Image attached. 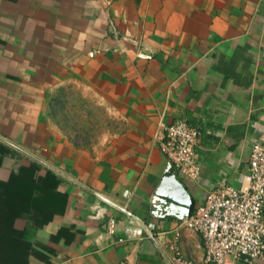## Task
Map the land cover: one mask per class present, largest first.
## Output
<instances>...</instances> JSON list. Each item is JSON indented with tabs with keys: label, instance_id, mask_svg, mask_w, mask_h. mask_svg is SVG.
I'll return each mask as SVG.
<instances>
[{
	"label": "crops",
	"instance_id": "0c3cea01",
	"mask_svg": "<svg viewBox=\"0 0 264 264\" xmlns=\"http://www.w3.org/2000/svg\"><path fill=\"white\" fill-rule=\"evenodd\" d=\"M71 57L113 118L92 153L60 141L50 119ZM177 119L199 131L194 178L159 149ZM256 142L264 0H0V205H13L0 231L20 232L26 264H168L174 249L201 259L182 221L218 183L245 184Z\"/></svg>",
	"mask_w": 264,
	"mask_h": 264
},
{
	"label": "built area",
	"instance_id": "2783aa9c",
	"mask_svg": "<svg viewBox=\"0 0 264 264\" xmlns=\"http://www.w3.org/2000/svg\"><path fill=\"white\" fill-rule=\"evenodd\" d=\"M196 127L185 119L163 126L159 149L180 173H199L194 147ZM182 223L201 237L204 255L185 259L177 249L168 264H254L264 259V142L252 145L242 187L222 181L206 191L202 203Z\"/></svg>",
	"mask_w": 264,
	"mask_h": 264
},
{
	"label": "rangeland",
	"instance_id": "374dc122",
	"mask_svg": "<svg viewBox=\"0 0 264 264\" xmlns=\"http://www.w3.org/2000/svg\"><path fill=\"white\" fill-rule=\"evenodd\" d=\"M19 56L22 58L28 56L29 64H34V67L40 70L42 64L45 66L47 55L24 54ZM53 63L55 62L50 61L49 65H55ZM79 65L74 62L73 57L66 59V82L64 85L51 87L48 106L50 119L59 140H64L73 147L83 148L92 153L104 141L113 118L101 96L90 87L88 81L90 78L84 74V65H80V71L78 68V70L73 69L74 66ZM50 71L55 77L58 76L57 70L51 69ZM34 157L37 156L34 155ZM5 199L0 205V221L2 225L9 227L11 224L10 211L13 205L10 204L8 198ZM21 202L19 200L16 203L17 207L25 213V204ZM18 234L20 232L14 230L0 231V264H26L22 258L24 256L22 250L25 247L19 245ZM16 241L18 245H15Z\"/></svg>",
	"mask_w": 264,
	"mask_h": 264
}]
</instances>
